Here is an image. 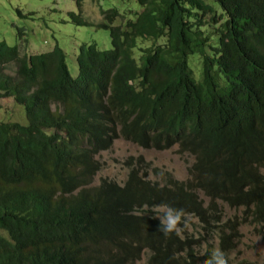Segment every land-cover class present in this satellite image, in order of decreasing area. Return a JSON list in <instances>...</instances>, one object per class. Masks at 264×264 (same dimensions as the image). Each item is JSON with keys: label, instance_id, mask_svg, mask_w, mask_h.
Returning a JSON list of instances; mask_svg holds the SVG:
<instances>
[{"label": "trees", "instance_id": "1", "mask_svg": "<svg viewBox=\"0 0 264 264\" xmlns=\"http://www.w3.org/2000/svg\"><path fill=\"white\" fill-rule=\"evenodd\" d=\"M136 2L133 18L102 10L112 46L81 43L76 77L59 44L27 53L0 41V100L26 120L0 121V264H229L244 220L224 219L220 203L264 226V0ZM119 139L178 146L194 158L189 179H153L130 158L125 182L94 184L96 156ZM158 207L197 217L217 248L202 253L204 237Z\"/></svg>", "mask_w": 264, "mask_h": 264}, {"label": "rangeland", "instance_id": "2", "mask_svg": "<svg viewBox=\"0 0 264 264\" xmlns=\"http://www.w3.org/2000/svg\"><path fill=\"white\" fill-rule=\"evenodd\" d=\"M112 8H117L127 18H133L134 13L140 10L136 0H85L80 8L72 0H0V41L4 40L9 45H18L27 53L45 52L59 44L65 50L70 75L76 77V54L81 43L96 42L101 49L111 48L109 29L99 27L98 24L104 21L102 10ZM69 12L80 14L92 24H76L69 18ZM120 23L119 18L116 24ZM198 57L196 53L189 57L190 67L197 80L201 76V61ZM223 81L225 82L224 79ZM0 121L25 124L23 107L10 98L1 99ZM130 158H133V164L137 159H143L144 163L150 165L149 177L160 181L161 174L167 173L180 180L189 179V170L194 162V158L189 154H181L178 146L159 151L141 148L119 139L112 149L96 156L101 169L94 176L93 183L97 184L105 177L113 178L120 183L125 182L130 170L126 163ZM199 195L207 204L208 198L201 192ZM220 205L224 219H236V216L244 220L239 228L241 236L237 241V247L228 254L229 264H264V226L247 216L242 207L232 208L223 203ZM154 213L164 221L173 219L181 222L183 232L204 237L201 239L202 253L208 247L207 241L217 248V236L206 235L197 217L177 216L164 207L155 208ZM148 257L149 255L145 254L138 264H148Z\"/></svg>", "mask_w": 264, "mask_h": 264}, {"label": "clouds", "instance_id": "3", "mask_svg": "<svg viewBox=\"0 0 264 264\" xmlns=\"http://www.w3.org/2000/svg\"><path fill=\"white\" fill-rule=\"evenodd\" d=\"M217 264H226V262L224 259L220 258L218 259Z\"/></svg>", "mask_w": 264, "mask_h": 264}, {"label": "bare ground", "instance_id": "4", "mask_svg": "<svg viewBox=\"0 0 264 264\" xmlns=\"http://www.w3.org/2000/svg\"><path fill=\"white\" fill-rule=\"evenodd\" d=\"M141 263V262H140Z\"/></svg>", "mask_w": 264, "mask_h": 264}]
</instances>
